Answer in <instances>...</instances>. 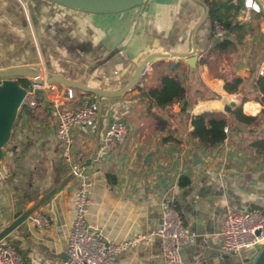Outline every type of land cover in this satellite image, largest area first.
Listing matches in <instances>:
<instances>
[{
    "label": "crops",
    "instance_id": "0c3cea01",
    "mask_svg": "<svg viewBox=\"0 0 264 264\" xmlns=\"http://www.w3.org/2000/svg\"><path fill=\"white\" fill-rule=\"evenodd\" d=\"M244 1L229 14L240 30L229 32L211 22L203 0H146L116 14L83 13L48 0H0V70L37 66L47 78L60 75L118 93L148 56L174 55L154 59L139 84L120 97L99 98L75 89L79 95L69 101L66 86L57 84L59 92L39 94L37 108L20 110L24 119L0 162V233L27 215L4 239L16 247L24 264H61L65 259L75 219L72 164L81 166L91 181L87 222L115 243L139 239L116 264H169L161 239L153 235L164 200L182 212L194 235L182 251V264H264V242L230 254L221 235L228 213L264 212V150L252 146L264 140L258 87L264 78V46L255 48L252 66L237 61L242 49L245 53L253 44L249 40H264V0H257L262 14L249 22L240 17ZM217 26L226 34L220 36ZM225 39L235 48L211 52ZM231 55L236 62H229ZM191 57L197 58L194 68L187 63ZM167 70L185 93L170 108H160L142 92ZM234 78L242 84L229 94L225 85ZM84 97L98 103V120L94 127L72 132L69 161L57 134L59 117L62 110L80 106ZM258 101L263 109L252 117L257 124L232 115L244 103ZM232 103L236 106L226 112ZM178 112L188 117L180 120ZM203 113L229 120L227 139L211 149L199 147L191 136L193 117ZM117 121L129 129L124 146L106 137ZM39 216L48 219L49 227L35 223Z\"/></svg>",
    "mask_w": 264,
    "mask_h": 264
},
{
    "label": "built area",
    "instance_id": "2783aa9c",
    "mask_svg": "<svg viewBox=\"0 0 264 264\" xmlns=\"http://www.w3.org/2000/svg\"><path fill=\"white\" fill-rule=\"evenodd\" d=\"M262 7L257 0H245L244 11L240 15L244 21H252L254 14H262ZM218 34L223 36L226 30L217 26ZM146 69L143 73L145 74ZM42 85L36 84L33 78H26L29 86L24 88L27 93L22 105L30 109L38 107V96L45 91L59 92L57 84H49L48 78L40 75ZM64 97L73 101L76 99L74 88L65 87ZM58 104V101H56ZM80 106L61 111L57 134L66 146V156L69 161L70 145L73 143L72 132L79 128L94 127L98 120L99 105L91 97L80 100ZM21 108V109H22ZM263 105L261 102H246L242 112L247 117L257 116ZM228 133V127L225 128ZM129 135L128 127L122 122H113L107 129L108 140L124 146ZM72 177L76 180L75 219L70 232L65 259L61 264H116L117 257L134 247L139 239L115 243L107 239L102 231L87 222L90 207L91 181L79 165L71 166ZM39 226L49 227L46 217L34 219ZM153 235L161 239L162 254L169 264H182V251L194 241V235L185 225L183 214L169 200L161 203V218L159 227ZM221 235L223 249L230 254H238L243 248L258 246L264 242V212L251 210L245 213H228L222 225ZM0 264H24L16 247L7 241H0Z\"/></svg>",
    "mask_w": 264,
    "mask_h": 264
},
{
    "label": "water",
    "instance_id": "95a60500",
    "mask_svg": "<svg viewBox=\"0 0 264 264\" xmlns=\"http://www.w3.org/2000/svg\"><path fill=\"white\" fill-rule=\"evenodd\" d=\"M60 4L72 10H76L89 14H116L127 12L135 9L146 0H48ZM173 54H152L148 56L141 64L135 78L122 91L118 93H107L97 89L89 88L77 82L65 80L60 75H53L48 78L49 84H62L66 87L81 89L85 92L97 95L99 98H116L127 93L129 90L139 84L141 77L147 66L154 59H168L172 58ZM190 67H196L197 58L191 57L187 61ZM173 66V64H172ZM40 67H18L0 70V161L4 157V148L9 142L14 123L17 119L18 113L22 108L27 91L19 83V79L33 78L36 84L42 85L40 79ZM232 103L230 107L225 109L226 112H231V107H235ZM176 117L180 120H185L188 115L181 112L176 113ZM198 155H194L195 164L199 163ZM27 219V215H22L14 221L8 228L0 233V241L4 240L11 231L22 224Z\"/></svg>",
    "mask_w": 264,
    "mask_h": 264
},
{
    "label": "trees",
    "instance_id": "16d2710c",
    "mask_svg": "<svg viewBox=\"0 0 264 264\" xmlns=\"http://www.w3.org/2000/svg\"><path fill=\"white\" fill-rule=\"evenodd\" d=\"M203 2L209 9V19L213 24H220L229 32L240 30L239 26L231 23L229 14L232 11L237 12L239 10L242 0H203ZM230 47L235 48V44L229 39H225L217 43L211 52H224ZM172 73L173 71L167 70L156 82L149 83L146 91L142 92V95L153 102L155 106L170 108L176 102L178 96L181 93H185V88L181 82L175 79ZM19 83L24 88H27V84L29 85V81L26 79H19ZM241 84L242 80L239 78L227 81L225 91L229 94H235L238 92ZM258 87L263 95L262 102L264 104V78L258 80ZM186 110L187 106L184 104L182 111L185 112ZM232 115L237 121L242 123L257 124L258 122L256 118L246 117L242 109L236 110ZM227 126H229V120L225 115L203 113L193 117L191 136L197 141L199 147L211 149L227 139V133L224 131ZM252 146L257 150H264V140H256Z\"/></svg>",
    "mask_w": 264,
    "mask_h": 264
},
{
    "label": "rangeland",
    "instance_id": "374dc122",
    "mask_svg": "<svg viewBox=\"0 0 264 264\" xmlns=\"http://www.w3.org/2000/svg\"><path fill=\"white\" fill-rule=\"evenodd\" d=\"M257 39H259V38H257ZM249 41H252L253 42V44H251V45H249V47H247V49H246V51H245V53L243 52V49H242V52H241V55H239V59L237 60V61H239L240 60V62H245L248 66H252V63L254 62V58H255V54H254V51H255V48L257 47V48H260L261 46L263 47L264 46V40L263 41H261V39H259V41H257L256 42V40H249ZM235 57V55L233 56V55H231V57H230V60L231 61H229V62H231V63H234V62H236L235 61V59H236V57ZM29 85L27 84L26 85V87H28ZM76 94L77 95H79L78 93H77V91H76ZM24 119V117H23V115L21 114V112L19 111V113H18V116H17V119H16V121H15V123H14V126H13V129H12V135H14L13 134V131H14V133H16V132H18L19 131V124H20V122L22 121ZM12 135H11V137H12ZM10 141H11V138H10V140H9V142L7 143V145L10 143ZM6 145V146H7ZM5 146V147H6ZM3 160V159H2ZM1 160V161H2ZM0 161V162H1Z\"/></svg>",
    "mask_w": 264,
    "mask_h": 264
},
{
    "label": "bare ground",
    "instance_id": "6f19581e",
    "mask_svg": "<svg viewBox=\"0 0 264 264\" xmlns=\"http://www.w3.org/2000/svg\"><path fill=\"white\" fill-rule=\"evenodd\" d=\"M198 113V112H197Z\"/></svg>",
    "mask_w": 264,
    "mask_h": 264
}]
</instances>
